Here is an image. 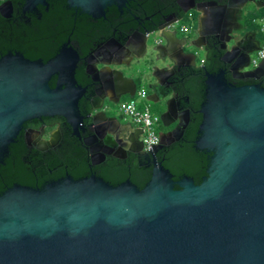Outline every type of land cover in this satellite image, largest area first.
I'll list each match as a JSON object with an SVG mask.
<instances>
[{
	"label": "water",
	"instance_id": "1",
	"mask_svg": "<svg viewBox=\"0 0 264 264\" xmlns=\"http://www.w3.org/2000/svg\"><path fill=\"white\" fill-rule=\"evenodd\" d=\"M99 3L103 7L106 2ZM205 5L198 3L184 12L194 8L204 12L200 22H212L215 17L205 13ZM228 7L213 3L208 8L221 20ZM179 19L145 29L140 52L126 56L123 49L128 60H98L91 68L100 85L112 73L117 84L128 83L130 88L116 100L122 94L132 97L137 88L134 78L146 74L148 88L157 96L147 99L164 102L160 119L166 127L186 123L181 124L173 91L160 95L159 89L170 83L174 71L196 65L194 48L206 50L201 34L193 39L177 36L174 25ZM242 28L216 29L223 65L215 72L199 66L205 70L204 99L198 109L202 117L195 147L210 153L199 183L188 175L174 180L154 157L142 188L130 179L113 185L94 174L67 176L41 188L15 185L0 194V264H264V84L237 85L228 79L229 74L263 81L264 60L252 66L251 54L260 41ZM154 33L157 36L150 41ZM129 48L135 52L137 47ZM67 53L47 64L19 54L0 58L2 149L29 118L62 116L79 133L84 89L74 77L78 55L70 47ZM140 61L146 64L144 70L134 69ZM160 72L168 75L167 83L159 81ZM54 74L58 78L52 88L49 79ZM97 99L98 94L89 99L93 128L104 104V98L100 103ZM102 115L123 126L104 128L112 138L122 134L131 138L136 130L115 116ZM93 135L100 133L94 129ZM172 135V130L159 134L158 144L168 143Z\"/></svg>",
	"mask_w": 264,
	"mask_h": 264
},
{
	"label": "flooded vegetation",
	"instance_id": "2",
	"mask_svg": "<svg viewBox=\"0 0 264 264\" xmlns=\"http://www.w3.org/2000/svg\"><path fill=\"white\" fill-rule=\"evenodd\" d=\"M101 1L0 0V58L6 54H19L32 61L47 64L64 51L68 54L67 50L70 47L78 55L74 72L76 84L84 89L79 100V110L83 116L79 133H76L62 116H40L24 120L7 147L2 149L0 146V194L15 185L41 188L67 176L78 179L94 174L109 183L103 175L111 174L118 168L125 169L129 175L138 168L151 174L154 157L163 163L171 146L190 143L195 147L197 130L193 138H188L191 135L189 124L192 113H201L198 111L199 108L191 110L190 98L183 94V91L186 83L197 79L201 73L197 60L195 66L183 67L179 72L174 71L168 77L170 83L159 89L160 95L168 90L173 91L182 119L181 124H186L178 126V123L174 122L168 127L165 126L167 128L165 132L173 131L172 139L166 144H158L151 152L143 148L141 128L134 126L136 130L131 138L122 134L121 138L117 139L105 134L104 128L119 129L123 126L118 125L114 120H105L102 114L108 117L115 116L121 124H131L108 110V103L118 102L120 99H116L119 94L130 86L127 82L117 84V76L115 77L113 73L105 76L100 85L99 75L91 68L98 60L124 61L125 58L128 60V57L122 56L123 49L128 51L126 56L140 52L145 29L174 17L181 18L188 12L193 14L191 11H196L194 8L186 12L184 9L198 3H205V13H210L215 20L200 22L196 36L193 38L200 34L202 38L204 37L203 41L206 43L204 52L207 53V59L212 60L211 52L219 44V36L214 34V31L222 27L230 30L238 25L243 27L242 32L249 31L248 25H242L243 9L248 2L255 4L261 2V0H247L246 3L244 0H105V5L101 7L99 3ZM213 3L229 6V10H225L221 20L208 8ZM178 31L180 37L190 38L186 32ZM238 31L240 30H233V32ZM129 47L137 48L134 52V50L129 51ZM118 52L122 54L116 56ZM87 69L92 73H88ZM57 78L58 74L50 77V87H56ZM231 79L246 81L244 83L261 81L264 84V80L232 77ZM134 80L138 88L139 79L134 78ZM159 81L162 80L159 78ZM95 94L99 95L98 101L95 102L100 103L104 98V104L98 126L93 128L94 124L89 116L91 113L89 99ZM148 97L157 96L152 95V90L149 89L146 98ZM155 106H159V103H155ZM165 109L166 107L163 106L160 115ZM186 110L188 114L185 113ZM94 129L100 133V136L93 135ZM133 147H139V150H133ZM196 149L203 152L208 163L210 153ZM73 169H82L83 174L75 177ZM182 175L186 174H180L179 177ZM125 179L130 178L127 176Z\"/></svg>",
	"mask_w": 264,
	"mask_h": 264
},
{
	"label": "trees",
	"instance_id": "3",
	"mask_svg": "<svg viewBox=\"0 0 264 264\" xmlns=\"http://www.w3.org/2000/svg\"><path fill=\"white\" fill-rule=\"evenodd\" d=\"M260 16H264V13ZM258 16H253L249 19L248 27L255 29L257 27L256 24L252 22V18H256ZM158 23V22H157ZM258 29V27L256 28ZM212 60L208 59L206 64V70L209 72L217 71L223 64L219 60V56L221 51L219 49L218 44L213 49ZM200 74L197 76L195 80H189L186 83L185 91L183 94H186L190 98V108L191 110H197L200 106V103L204 99V72L205 70H200ZM228 79L233 83L240 85L246 81L243 80H232L228 75ZM201 121V114H196L195 112L191 114V122L189 124V130L191 131V135L188 138H193L195 131L198 128V125ZM207 160L202 151L197 150L192 144L187 143L183 146H179L175 144L170 147L169 153L167 154V158L163 160V165L169 169V171L174 174L173 179L176 180L180 174H186L192 177L195 183H199L201 181V175H205V167ZM81 166V165H80ZM84 167V165H83ZM82 167V168H83ZM118 168V167H115ZM141 169V168H140ZM135 169L132 171V174L129 175L126 173L125 169L118 168L114 170L111 174H105L103 177L109 181L111 184H116L117 182L124 180L127 176H129L130 180L135 183L139 188H142L145 182L148 180L150 176L149 171H145L143 169L140 170ZM73 174L75 177L83 174L81 172L82 169H73ZM177 188L178 186L175 185Z\"/></svg>",
	"mask_w": 264,
	"mask_h": 264
},
{
	"label": "built area",
	"instance_id": "4",
	"mask_svg": "<svg viewBox=\"0 0 264 264\" xmlns=\"http://www.w3.org/2000/svg\"><path fill=\"white\" fill-rule=\"evenodd\" d=\"M252 22L257 25L259 33L264 36V16L253 18ZM179 30L187 31V28L181 25ZM263 60L264 40L260 42L259 48L255 50L254 54L251 56L250 63L252 66H256ZM203 62L204 59H201V63ZM146 95L147 92L145 87H138L132 97L120 102L119 110L125 120H128L133 126L142 129L143 148L149 152L152 151L160 140L159 133L156 130V126L159 124V117L153 114L147 107L143 109L138 108L137 100H135L136 97H138V99H143Z\"/></svg>",
	"mask_w": 264,
	"mask_h": 264
},
{
	"label": "rangeland",
	"instance_id": "5",
	"mask_svg": "<svg viewBox=\"0 0 264 264\" xmlns=\"http://www.w3.org/2000/svg\"><path fill=\"white\" fill-rule=\"evenodd\" d=\"M255 7L253 6V4H248L243 12L242 15V25H246L247 22L249 21L251 15H261L264 13V7L260 8V9H254ZM263 12V13H261ZM198 13L194 11V15L191 17L190 13H187L185 15H183L178 22L174 25V28L179 30V27L181 25L185 26L187 28V32L186 34L190 36V39H193V37L196 36V32L197 30H195L198 27ZM259 17V16H258ZM157 34L154 33L152 34V37L150 39V41H153L156 38ZM260 40L264 39V36H258ZM262 37V38H261ZM193 50H195L197 52V63L200 64V58L205 57V53L204 50H200L199 48H194ZM253 55V53L251 54ZM146 67V64L144 63V61H140L139 64H134V69L135 68H139L141 70H144V68ZM143 74V73H142ZM140 75L139 77L140 80L138 81V87L140 86H144L146 89V92L149 91L148 89V77L146 74ZM138 77V78H139ZM128 96L124 95L120 98V100L118 102H115L113 104L108 103V110L112 113V114H117L119 115L121 118H123V116L120 114V110H119V104L123 99H126ZM137 100V106L139 109H143V108H149V110L157 115L159 117L160 115V110L163 108V105H159V106H155V103L148 100L146 97L143 99H138V97H136ZM161 108V109H160ZM160 109V110H159ZM124 120V119H123ZM156 130L158 131L159 134L167 131V128L159 121V124L156 126Z\"/></svg>",
	"mask_w": 264,
	"mask_h": 264
},
{
	"label": "crops",
	"instance_id": "6",
	"mask_svg": "<svg viewBox=\"0 0 264 264\" xmlns=\"http://www.w3.org/2000/svg\"><path fill=\"white\" fill-rule=\"evenodd\" d=\"M248 4H253V6L255 7L254 9H260V8H263L264 7V5L263 6H261V5H258V4H255V3H252V2H248L247 4H246V6L248 5ZM245 6V7H246ZM245 9V8H244ZM244 9H243V12H244ZM193 14H190V16L192 17L193 15H194V11H191ZM195 12H197L198 14V27H199V24H200V19L202 18V16L204 15V12H198V11H195ZM188 13H190V12H188ZM261 13H263V12H261ZM243 15V14H242ZM242 15H241V18H242ZM255 17V16H258V15H251V17ZM250 17V18H251ZM253 19V18H252ZM242 20V19H241ZM246 25H248V23L246 24ZM197 27V28H198ZM197 28H196V30H197ZM257 28V27H256ZM251 29V28H249L248 27V29H249V31H245V32H253L254 33V38L256 39V40H258V41H260V42H262L263 40H260L259 39V35L261 36L262 34L261 33H259V31H258V29ZM180 31V30H179ZM178 31V32H179ZM183 32H185V31H183ZM187 32V31H186ZM182 33V32H181ZM177 36L178 37H180L179 36V34H177ZM263 36V35H262ZM182 37V36H181ZM262 38V37H261ZM200 50H203V49H200ZM255 52V51H254ZM254 52H253V54H254ZM205 53V57H202V58H200V64H204L205 66H206V64H207V61H208V59H207V53L206 52H204ZM201 59H204V62L203 63H201ZM200 64H198L197 66L199 67L200 66ZM185 67V66H184ZM182 68L183 67H181L180 68V70H182ZM167 74L165 73V72H160L159 74H158V77L162 80V82H165V80H166V78H167ZM124 96V95H123ZM126 96H128V95H126ZM130 98V96H128L126 99H129ZM126 99H123V100H126ZM161 103V104H160ZM159 105L161 106V105H163L164 106V102L162 101V102H159Z\"/></svg>",
	"mask_w": 264,
	"mask_h": 264
}]
</instances>
